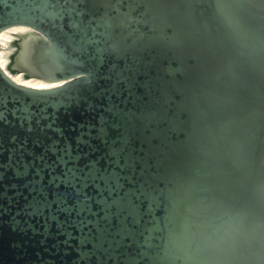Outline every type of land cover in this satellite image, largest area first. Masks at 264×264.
<instances>
[{
	"label": "water",
	"instance_id": "1",
	"mask_svg": "<svg viewBox=\"0 0 264 264\" xmlns=\"http://www.w3.org/2000/svg\"><path fill=\"white\" fill-rule=\"evenodd\" d=\"M9 27L0 264H264V0H0Z\"/></svg>",
	"mask_w": 264,
	"mask_h": 264
},
{
	"label": "rangeland",
	"instance_id": "2",
	"mask_svg": "<svg viewBox=\"0 0 264 264\" xmlns=\"http://www.w3.org/2000/svg\"><path fill=\"white\" fill-rule=\"evenodd\" d=\"M18 30L19 29H13V30L7 31L6 33H1L0 34V62L3 65L5 64V62L7 60L6 54H7L8 50H9V48H11V46H10V44H8L7 40L11 37V35L13 33L16 34L15 31H18ZM3 35H6L7 37L3 38L4 37ZM15 79L19 80L22 83H26V84H30V85H31V83L33 81V80L31 81V79H21L20 78V74L15 75ZM35 83H40L41 86H42V84H43V86L48 85L47 83L39 81V80L35 81ZM32 85H34V84H32Z\"/></svg>",
	"mask_w": 264,
	"mask_h": 264
},
{
	"label": "bare ground",
	"instance_id": "3",
	"mask_svg": "<svg viewBox=\"0 0 264 264\" xmlns=\"http://www.w3.org/2000/svg\"><path fill=\"white\" fill-rule=\"evenodd\" d=\"M13 29H19L18 31H15V33H21V32H23L24 28H22V27H9L8 30L6 29V30L0 32V34L1 33H6L7 31L13 30ZM3 36H2L3 38L7 37L6 35H3ZM0 65L2 66L3 64L0 62ZM17 74H20V73H15V74H13L12 77L15 79V75H17ZM20 78L21 79H31V81L33 80L31 85L34 84V86H41L40 83H35V81H37L39 79H35V78H31V77H23L21 74H20ZM39 81H42V80H39ZM42 82H45V81H42ZM45 83H47V82H45ZM47 84H51V83H47ZM42 86H43V84H42Z\"/></svg>",
	"mask_w": 264,
	"mask_h": 264
}]
</instances>
